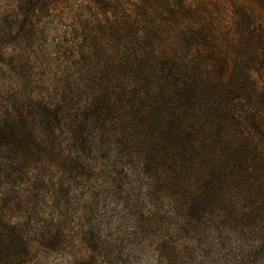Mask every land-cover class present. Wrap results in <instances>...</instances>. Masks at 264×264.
Returning <instances> with one entry per match:
<instances>
[{
    "label": "trees",
    "instance_id": "16d2710c",
    "mask_svg": "<svg viewBox=\"0 0 264 264\" xmlns=\"http://www.w3.org/2000/svg\"><path fill=\"white\" fill-rule=\"evenodd\" d=\"M54 4L5 3V29L42 34L39 10ZM71 16L40 44L52 95L0 100V264L30 263L31 239L3 205L23 157L144 175L149 191L175 189L188 228L264 220V0H78Z\"/></svg>",
    "mask_w": 264,
    "mask_h": 264
},
{
    "label": "rangeland",
    "instance_id": "374dc122",
    "mask_svg": "<svg viewBox=\"0 0 264 264\" xmlns=\"http://www.w3.org/2000/svg\"><path fill=\"white\" fill-rule=\"evenodd\" d=\"M5 3L15 0H0V100L19 91L32 99L39 92L52 95L54 68L42 67L40 44L65 36L78 0L41 7L42 34L32 38L25 33L18 38L16 27L11 33L5 29L11 18L4 15ZM10 70L29 80L16 84ZM25 158L4 180L16 179L4 192L3 205L6 221L31 239L29 264H264V220L211 218L206 225L192 220L188 228L175 189L155 183L149 191L144 175H118L94 161L87 175L70 165L36 170Z\"/></svg>",
    "mask_w": 264,
    "mask_h": 264
}]
</instances>
